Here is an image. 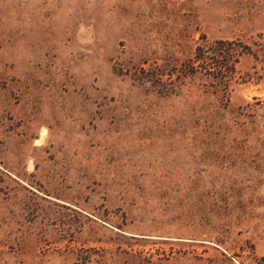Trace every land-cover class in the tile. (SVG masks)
Segmentation results:
<instances>
[{"label": "rangeland", "instance_id": "obj_1", "mask_svg": "<svg viewBox=\"0 0 264 264\" xmlns=\"http://www.w3.org/2000/svg\"><path fill=\"white\" fill-rule=\"evenodd\" d=\"M264 0H0V264H264Z\"/></svg>", "mask_w": 264, "mask_h": 264}, {"label": "trees", "instance_id": "obj_2", "mask_svg": "<svg viewBox=\"0 0 264 264\" xmlns=\"http://www.w3.org/2000/svg\"><path fill=\"white\" fill-rule=\"evenodd\" d=\"M249 56L254 60L264 61V45H241L235 41H214L196 47L191 59L180 64L169 73L152 72L153 80L167 77L182 81L202 77L208 80L213 92H227L229 84L236 78V65Z\"/></svg>", "mask_w": 264, "mask_h": 264}]
</instances>
